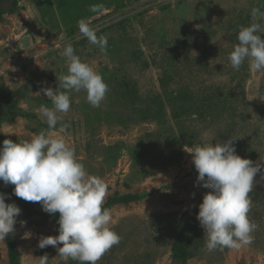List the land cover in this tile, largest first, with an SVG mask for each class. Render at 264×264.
<instances>
[{
  "label": "rangeland",
  "instance_id": "obj_1",
  "mask_svg": "<svg viewBox=\"0 0 264 264\" xmlns=\"http://www.w3.org/2000/svg\"><path fill=\"white\" fill-rule=\"evenodd\" d=\"M4 3L0 92H15L14 103L0 109L5 139L18 142L47 129L38 109L52 103L42 89H55L57 77L66 73V42L109 86L100 107L90 105L85 92H73L69 112L50 130L57 134L61 124L70 125L62 133L66 141L88 172L109 185L104 204L117 193L147 194L108 208L121 240L97 264H264V169L250 193L249 217L258 225L253 243L210 252L197 220L210 189L197 181L186 151L235 138L238 155L254 163L264 159V72L251 71L248 61L237 71L228 60L239 28L264 0H17L13 8L11 0ZM82 19L107 37L105 52L79 35ZM37 83L43 84L17 91ZM35 208L17 217L21 264H38L45 254L48 264H65L56 247H38L41 236L59 234V216ZM6 239L0 240V264H9Z\"/></svg>",
  "mask_w": 264,
  "mask_h": 264
},
{
  "label": "clouds",
  "instance_id": "obj_2",
  "mask_svg": "<svg viewBox=\"0 0 264 264\" xmlns=\"http://www.w3.org/2000/svg\"><path fill=\"white\" fill-rule=\"evenodd\" d=\"M8 0H4L7 2ZM2 2V6L3 3ZM5 4V3H4ZM4 8V6H3ZM92 11H97L93 6ZM252 21L237 32L238 43L228 56L231 67L239 70L248 61L251 71L264 72V7L251 9ZM79 35L105 52L108 40L97 35L98 29L84 19L78 22ZM59 47V46H57ZM62 56L67 61V71L58 78V86L44 87L43 94L50 98L52 107L41 105L38 109L47 129L40 130L28 139L14 142L4 139L0 147V181L5 186L14 185V194L27 202H38L48 214L59 213L58 235L41 236L38 247L57 248L62 261L78 264H97V261L121 237L112 225V212L104 207L109 192L107 182L88 172L78 158L76 149L62 134L70 127L60 125V133L53 134L71 108L73 92H85L87 102L100 107L109 86L93 66L83 61L71 42L63 46ZM39 94V93H38ZM233 139L208 142L186 149L198 172L197 181L210 189L199 204L197 220L204 229L208 251L225 248L239 250L253 243V233L258 225L249 217L253 206L250 193L254 178L264 169V159L253 162L237 154ZM0 192V240L15 232L21 208L6 203ZM22 225L26 221L20 222ZM30 233H25L29 236ZM47 254L40 256L38 264H48Z\"/></svg>",
  "mask_w": 264,
  "mask_h": 264
},
{
  "label": "trees",
  "instance_id": "obj_3",
  "mask_svg": "<svg viewBox=\"0 0 264 264\" xmlns=\"http://www.w3.org/2000/svg\"><path fill=\"white\" fill-rule=\"evenodd\" d=\"M94 0H89V2H93ZM2 2L4 0H0V21L2 20V15L5 12ZM12 3V8L17 4V0H11ZM43 83H37L33 84L32 86H23L19 88L17 91L18 92H23L28 90L29 88H38L39 85ZM15 92L7 93V94H2L0 92V109H3L7 104L10 106V103H14V100H12V95H14ZM7 113V112H6ZM11 114V112H8ZM14 114V113H13ZM22 114V113H21ZM34 116V115H33ZM5 137L1 133L0 130V147H2L3 140ZM14 185H7L5 186L2 181H0V192L7 194L6 195V203H15L21 208V212L24 214H33L36 211L35 205H41L38 202H27L21 198H18L14 194ZM147 194H133V193H125V194H115L113 197H110L106 204H104L105 208H109L114 204L117 203H125L128 204L130 202H134L137 200H140L141 198L145 197ZM59 216V213H56ZM15 229H17V223L15 225ZM6 241H7V246H8V255H9V264H21L20 260V255L19 251L17 249V244H16V230L14 233L9 234L6 236Z\"/></svg>",
  "mask_w": 264,
  "mask_h": 264
},
{
  "label": "water",
  "instance_id": "obj_4",
  "mask_svg": "<svg viewBox=\"0 0 264 264\" xmlns=\"http://www.w3.org/2000/svg\"><path fill=\"white\" fill-rule=\"evenodd\" d=\"M48 82V84H51V82H49V81H47Z\"/></svg>",
  "mask_w": 264,
  "mask_h": 264
}]
</instances>
